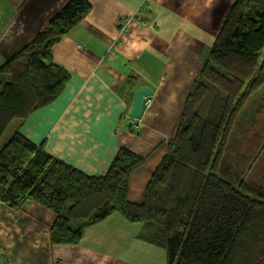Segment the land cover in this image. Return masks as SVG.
Masks as SVG:
<instances>
[{"label":"trees","instance_id":"1","mask_svg":"<svg viewBox=\"0 0 264 264\" xmlns=\"http://www.w3.org/2000/svg\"><path fill=\"white\" fill-rule=\"evenodd\" d=\"M91 10L89 0H69L0 66V139L14 120L61 94L69 74L54 62V48ZM263 87L264 0H234L141 203L129 200V180L147 156L122 147L106 174L89 176L20 127L0 150V203L52 211L54 244L75 245L87 227L116 213L140 224L141 240L163 248L167 264H264V190L219 173L239 116Z\"/></svg>","mask_w":264,"mask_h":264},{"label":"crops","instance_id":"2","mask_svg":"<svg viewBox=\"0 0 264 264\" xmlns=\"http://www.w3.org/2000/svg\"><path fill=\"white\" fill-rule=\"evenodd\" d=\"M68 1L0 0V66ZM89 1L92 10L53 51L67 84L17 127L89 176L106 174L122 147L147 156L129 180V200L139 204L218 30L203 33L213 17L223 23L234 0ZM145 87L153 92L132 119L135 94ZM55 218L35 202L19 209L0 203V264H167L166 251L141 240L142 226L119 214L87 227L75 245L51 242Z\"/></svg>","mask_w":264,"mask_h":264},{"label":"rangeland","instance_id":"3","mask_svg":"<svg viewBox=\"0 0 264 264\" xmlns=\"http://www.w3.org/2000/svg\"><path fill=\"white\" fill-rule=\"evenodd\" d=\"M213 19L214 26L203 33L206 38L216 29L219 31L222 24L217 17ZM221 20L223 22L224 19ZM25 120L11 123L0 139V150L11 138L17 123H24ZM224 159L225 164L219 172L222 177L230 181L238 178L248 180L264 190V87L253 96L239 116Z\"/></svg>","mask_w":264,"mask_h":264},{"label":"water","instance_id":"4","mask_svg":"<svg viewBox=\"0 0 264 264\" xmlns=\"http://www.w3.org/2000/svg\"><path fill=\"white\" fill-rule=\"evenodd\" d=\"M152 90L148 87L140 89L135 94V102L131 109V118L138 119L142 115L145 99L152 94Z\"/></svg>","mask_w":264,"mask_h":264}]
</instances>
